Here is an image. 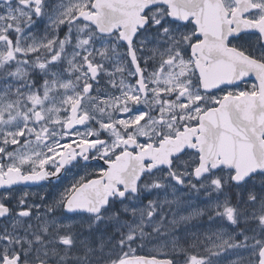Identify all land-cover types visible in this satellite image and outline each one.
Returning a JSON list of instances; mask_svg holds the SVG:
<instances>
[{
    "label": "snow or ice",
    "instance_id": "obj_1",
    "mask_svg": "<svg viewBox=\"0 0 264 264\" xmlns=\"http://www.w3.org/2000/svg\"><path fill=\"white\" fill-rule=\"evenodd\" d=\"M0 264H264V0H0Z\"/></svg>",
    "mask_w": 264,
    "mask_h": 264
},
{
    "label": "flooded vegetation",
    "instance_id": "obj_2",
    "mask_svg": "<svg viewBox=\"0 0 264 264\" xmlns=\"http://www.w3.org/2000/svg\"><path fill=\"white\" fill-rule=\"evenodd\" d=\"M252 79L254 80V77ZM75 171L76 170H73L72 173H69L68 176L64 180L61 181V184L68 183L71 180L72 176L75 174ZM81 174H83V173L81 172ZM41 184H43V182H41ZM28 190L32 191V192H44V191H48L49 189L47 186L42 187L40 185H31L28 188ZM143 254H146V253H143Z\"/></svg>",
    "mask_w": 264,
    "mask_h": 264
},
{
    "label": "rangeland",
    "instance_id": "obj_3",
    "mask_svg": "<svg viewBox=\"0 0 264 264\" xmlns=\"http://www.w3.org/2000/svg\"><path fill=\"white\" fill-rule=\"evenodd\" d=\"M205 226H206V225H205ZM181 234H183V231H181ZM151 247H152V246L150 245V246H149V249H150ZM147 251H148V249H146L145 252H143V253H147Z\"/></svg>",
    "mask_w": 264,
    "mask_h": 264
}]
</instances>
